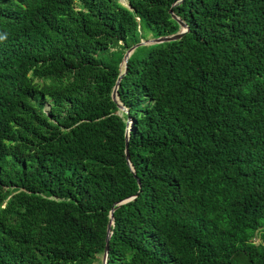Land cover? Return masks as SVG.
I'll use <instances>...</instances> for the list:
<instances>
[{
	"label": "trees",
	"instance_id": "trees-1",
	"mask_svg": "<svg viewBox=\"0 0 264 264\" xmlns=\"http://www.w3.org/2000/svg\"><path fill=\"white\" fill-rule=\"evenodd\" d=\"M121 1L0 0V264H264V0Z\"/></svg>",
	"mask_w": 264,
	"mask_h": 264
},
{
	"label": "water",
	"instance_id": "water-1",
	"mask_svg": "<svg viewBox=\"0 0 264 264\" xmlns=\"http://www.w3.org/2000/svg\"><path fill=\"white\" fill-rule=\"evenodd\" d=\"M181 0L175 2L174 4H178ZM129 9L131 8L129 5H126ZM170 14L172 19H174L178 25H179V31L175 34H171V35H166V36H160V37H156V38H151V39H142L140 40L138 43L130 46L126 52L124 53V56L122 58V62L119 65V69L121 70L115 86L113 88V91L111 93V98L113 101H115L117 103L118 109H120L121 111L127 112V108H125L119 101H118V94H117V89L119 86V82L121 80V78L123 77V75L126 73L127 70V61L129 56L131 55V53L139 46H143V45H151V44H159V43H163V42H168V41H174V40H178L180 39L187 31H188V26L187 24L181 20L179 17H177L176 15L173 14V12L170 10ZM123 66V68H122ZM131 128V121L130 119H127V128H126V133H125V158L127 161V164L129 165L131 171L134 173V169L131 165L130 162V158H129V152H128V136H129V130ZM139 183V182H138ZM136 195L132 196L131 198H128L126 200H122L120 202H118L117 205L123 204L125 202H127L128 200H131L135 197ZM113 224V209L110 211L109 214V222L107 224V228H106V237H105V246H104V250L102 253V264H107V260H108V251H109V239L111 236V226Z\"/></svg>",
	"mask_w": 264,
	"mask_h": 264
},
{
	"label": "rangeland",
	"instance_id": "rangeland-1",
	"mask_svg": "<svg viewBox=\"0 0 264 264\" xmlns=\"http://www.w3.org/2000/svg\"><path fill=\"white\" fill-rule=\"evenodd\" d=\"M121 2H122V1H121ZM122 3H124V2H122ZM146 34H147L146 39H148V38H149V39H151V38H155V37H153V33H152V32H146ZM100 262H102V255H96L93 264H100Z\"/></svg>",
	"mask_w": 264,
	"mask_h": 264
},
{
	"label": "clouds",
	"instance_id": "clouds-1",
	"mask_svg": "<svg viewBox=\"0 0 264 264\" xmlns=\"http://www.w3.org/2000/svg\"><path fill=\"white\" fill-rule=\"evenodd\" d=\"M119 1H120V3H122L121 0H119ZM126 2H127V0H126ZM122 4L125 5V6L128 5V4H125V3H122ZM126 7H127V6H126Z\"/></svg>",
	"mask_w": 264,
	"mask_h": 264
},
{
	"label": "bare ground",
	"instance_id": "bare-ground-1",
	"mask_svg": "<svg viewBox=\"0 0 264 264\" xmlns=\"http://www.w3.org/2000/svg\"><path fill=\"white\" fill-rule=\"evenodd\" d=\"M122 68H123V66H122Z\"/></svg>",
	"mask_w": 264,
	"mask_h": 264
}]
</instances>
